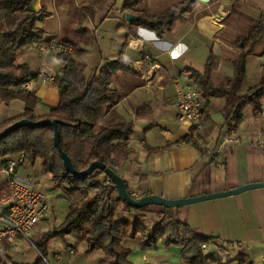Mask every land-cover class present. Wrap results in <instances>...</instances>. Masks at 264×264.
<instances>
[{"label": "crops", "instance_id": "obj_1", "mask_svg": "<svg viewBox=\"0 0 264 264\" xmlns=\"http://www.w3.org/2000/svg\"><path fill=\"white\" fill-rule=\"evenodd\" d=\"M89 1L34 0L30 9L45 8L49 13L36 23L42 30L39 41L78 39L77 30L88 29L93 40L88 45L81 44L82 53L76 57V64L86 78L97 75L102 67L114 61L121 60L130 67L119 69L110 85L117 95L113 116L133 124L127 151L115 170L130 194L136 193L138 198L156 194L179 199L264 182V99L259 111L246 104L240 123L234 124L230 118L226 120L224 97L212 96L207 102L202 97L204 116L192 128L178 119L173 87L174 80L180 78L200 90L190 78L189 69L202 71L210 55L217 60L212 72L213 83H225L233 75V61L241 54L242 43L237 46V40L260 21L264 27V0H209L207 3L195 0L194 9L161 36L136 24L137 20H126L125 13L129 11L123 8L125 0H106L92 14L81 8L82 2ZM181 1L142 0L137 9L160 15ZM16 62L27 63L32 72L45 64L61 74L62 64L56 54L40 55L35 43L20 50ZM245 67L246 77L240 93L255 86L264 74V31L246 56ZM31 91L39 99L34 110L36 116H43L58 105L57 83L36 82ZM3 106L16 110L0 113V122L24 110L20 100L0 103V109ZM226 124L235 130L240 142L226 145L214 157H205L207 149L217 147ZM3 161L0 158V187L6 189L1 171ZM19 172L44 183L56 211L59 196L53 195L51 189L55 186L43 172L41 161L26 162ZM116 193V200L120 201ZM155 208L150 205L142 222L148 220ZM174 212L198 234L213 237L224 249L218 250L215 245L208 247L216 259L209 264H226L228 250L244 254L250 264H264V187L177 207ZM160 218L154 217L153 224ZM139 242L140 234L122 240V245L131 250L129 259L133 264H186L178 246L166 247L159 241L142 248ZM106 247H99L103 251L101 258ZM54 258L59 261L60 255L56 253Z\"/></svg>", "mask_w": 264, "mask_h": 264}, {"label": "trees", "instance_id": "obj_2", "mask_svg": "<svg viewBox=\"0 0 264 264\" xmlns=\"http://www.w3.org/2000/svg\"><path fill=\"white\" fill-rule=\"evenodd\" d=\"M34 0H0V103L8 104L12 100L24 103L23 113L0 122V131L13 122L26 118L33 121L41 119L59 120L60 144L63 151L70 157L77 170H83L93 161H100L108 166H116L127 151V140L133 130L131 122L113 116V106L117 95L110 88L112 77L119 69H130L121 60L111 62L102 67L97 75L86 78L76 64V57L82 53L81 44L88 45L93 40L88 29L77 30L79 38L64 39L71 45V50L56 54L62 64L61 74L56 83L59 88V102L51 107L43 116L34 114L39 99L23 84L34 76L27 63H17V54L25 46L42 39V30L36 26L49 13L45 8L38 11L31 10L30 4ZM106 0H90L82 2L81 8L92 14L95 8L102 6ZM142 0H125L123 8L138 15L136 24L153 30L161 36L165 30L171 29L175 22L195 7V0H182L160 15H150L137 9ZM264 27L260 21L254 25L247 35L239 38L236 45H242L241 54L233 61V75L226 78L225 83L214 84L212 72L217 66V60L210 55L204 69L198 71L190 68V78L200 89L202 97L209 100L212 96L225 98L223 108L226 120L230 118L234 124L240 123L246 104L254 111L261 109L264 99V74L260 81L244 93H240L246 77V56L253 50ZM205 103L202 105L204 111ZM23 153L26 162L34 164L40 160L43 172L51 176L57 187L62 182L71 186L70 194L82 191L84 187H93L88 179L100 173L95 170L92 175L77 178L67 172L62 158L53 142V129L50 126L36 128L21 127L6 137L0 139V158ZM4 188L0 187V192ZM112 181L102 186L101 192L94 196L90 203L83 201L69 202L65 220L56 228L42 233L33 239V244L40 255L48 260V243L53 238H64L68 234L87 233L92 223L106 225L105 234L108 245L104 257L97 264H133L129 259L131 250L122 245L125 237H135L140 234L139 246L144 248L156 245L159 241L163 246H178L186 264H209L216 261L214 253L203 254L202 244L207 247L218 245L213 237L198 234L186 221L177 217L176 208L155 206L159 209L161 218L151 227H147L140 219H117L111 206V194L115 191ZM129 191V189H128ZM130 193V191H129ZM148 195V194H147ZM118 199L126 210L144 211L150 208H134L126 204L120 196ZM103 207L94 209L95 204L102 202ZM99 203V204H100ZM90 238V237H89ZM100 238L95 235L90 238L94 249ZM11 264L17 263L6 255ZM49 262V261H48ZM0 264H9L0 257ZM31 264H47L37 256ZM226 264H250L248 258L239 253L227 260Z\"/></svg>", "mask_w": 264, "mask_h": 264}, {"label": "built area", "instance_id": "obj_3", "mask_svg": "<svg viewBox=\"0 0 264 264\" xmlns=\"http://www.w3.org/2000/svg\"><path fill=\"white\" fill-rule=\"evenodd\" d=\"M35 46L40 55L47 56L52 53H65L71 50V45L57 38L50 39L46 42L36 41ZM59 78V73L52 67L41 64L34 73V76L27 80L23 87L31 90L36 82L45 84H54ZM175 92V103L178 110V119L187 123L190 127L197 126L203 116V100L201 91L190 84L184 83L180 78H176L173 83ZM239 136L235 130L226 124L221 134L220 141L216 148L207 149L205 157H214L219 154L228 144L239 143ZM26 163V157L23 153L13 158H6L1 165V171L5 176L6 189L0 193V257L6 258L7 249L17 251L20 249V241L23 239L32 240L28 235L34 232L48 218L52 205L50 202L51 194L45 188L40 179L31 176H23L19 169ZM114 170L117 166H112ZM104 176L102 179L94 181L92 176L88 183L93 185L92 188L100 190L105 184L111 181L103 172L99 173ZM62 192V197L69 199L71 186L62 182L58 186ZM132 197L138 198L136 193ZM203 254H207L208 247L205 244L201 246ZM71 251V250H70Z\"/></svg>", "mask_w": 264, "mask_h": 264}, {"label": "rangeland", "instance_id": "obj_4", "mask_svg": "<svg viewBox=\"0 0 264 264\" xmlns=\"http://www.w3.org/2000/svg\"><path fill=\"white\" fill-rule=\"evenodd\" d=\"M15 109H8L6 106L2 107L0 109L1 114L10 113ZM15 112V111H14ZM18 154L7 156L6 158H13L16 157ZM49 179L51 181V176L48 174ZM104 176H101L99 173L95 175L94 181H97L98 179H102ZM53 183V182H52ZM55 187H52L51 191L53 195L59 196L57 209L56 211L51 208V211L49 213L48 218H46L42 224V226H39L34 232L30 233L28 237L33 241V239L40 236L42 233L46 231H50L56 227H58L64 220L67 214V206L69 202L74 201H80L82 203L83 201H86L87 203H90L94 196L99 194L101 192L100 190H95V188L92 187H84L83 190L80 192H75L72 197L69 199L62 197V192L55 184H53ZM107 185V184H105ZM116 190L112 192L111 197V206L114 209V215L117 219H128L127 217H130L131 219H140L142 221V216L147 214L149 209L144 211H133V210H126L124 207V204L118 200H116ZM95 204L94 209L103 207L106 202L104 201V204L102 202ZM161 216L159 213V209L155 208V211L153 214L149 216L148 220L144 223L147 227H151L154 224V217ZM158 221V220H157ZM153 224V225H151ZM105 228L106 225L102 224H95L92 223L88 229L87 233L82 234H68L65 235L64 238H53L49 241V254H48V260L40 255L37 248L27 239H23L20 241V249L17 251L7 249V256L11 257L13 261L17 263H29L30 261H34L37 256H40L43 261L49 264H95L102 256L103 251L99 248L100 246L108 245V236L105 234ZM97 235L100 240L99 243L95 244V248H91V242H89L90 238ZM90 237V238H89ZM104 237V238H103ZM103 238V239H102ZM94 246V243H93ZM99 246V247H98ZM218 250H224L222 247H218ZM68 250H71L68 251ZM229 254L226 255V260H230L231 258H234L237 256V251L235 250H228ZM58 253L60 255V260L56 261L54 256ZM47 263V264H48Z\"/></svg>", "mask_w": 264, "mask_h": 264}, {"label": "water", "instance_id": "obj_5", "mask_svg": "<svg viewBox=\"0 0 264 264\" xmlns=\"http://www.w3.org/2000/svg\"><path fill=\"white\" fill-rule=\"evenodd\" d=\"M200 1L207 3L209 0H200ZM125 19L128 21H134V20H138V16L134 15L131 12H126ZM41 126L52 127L53 142L62 158L63 166L67 172L71 173L73 176L77 178L82 179V178L92 175L95 170H100L105 175H107L109 179L113 182L115 189L118 192L119 196L122 198V200L126 204L134 208H142V207L150 206V205L163 206V207H168V208H176V207H181V206L189 205V204L204 201V200L239 194V193H242L247 190L254 189V188L264 187V182H254V183H248L245 185H241L239 187L229 189L226 191L202 194V195H197V196H189V197H184V198H179V199H168L160 195H156V194H148L140 198H134L129 193L128 187L125 181L123 180V178L111 166H108L100 161H93L88 165L87 168L83 170H77L74 167L70 157L63 151L61 147L59 120L57 119L46 118V119H41L37 121H33L30 119H26V118L19 119L0 131V139L6 137L8 134H10L14 130H17L21 127L36 128V127H41ZM91 247H93V242H91Z\"/></svg>", "mask_w": 264, "mask_h": 264}]
</instances>
